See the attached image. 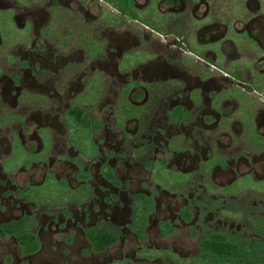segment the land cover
<instances>
[{
	"label": "flooded vegetation",
	"instance_id": "1",
	"mask_svg": "<svg viewBox=\"0 0 264 264\" xmlns=\"http://www.w3.org/2000/svg\"><path fill=\"white\" fill-rule=\"evenodd\" d=\"M0 264H264V0H0Z\"/></svg>",
	"mask_w": 264,
	"mask_h": 264
}]
</instances>
